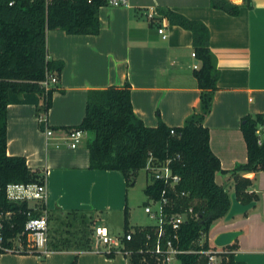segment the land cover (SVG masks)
Returning <instances> with one entry per match:
<instances>
[{
	"label": "crops",
	"instance_id": "obj_1",
	"mask_svg": "<svg viewBox=\"0 0 264 264\" xmlns=\"http://www.w3.org/2000/svg\"><path fill=\"white\" fill-rule=\"evenodd\" d=\"M250 3V8L242 6L238 15L231 16L210 7L209 0H128L125 6L98 8L96 34L46 30V57L62 64L45 115L51 135L46 137L38 128L35 105L14 103L5 108V153L23 156L27 167L41 175L43 213L76 210L93 215L94 223L101 221L100 211L122 212L126 206L130 225L129 189L121 173L88 168L86 144L92 135L84 131L72 149L64 135L66 128L80 122L87 91L120 86L124 81L129 84L132 112L145 126H155L158 120L168 127L179 126L197 110L190 33L169 24L159 12L165 8L207 27L218 70L210 109L203 119L209 148L222 170L245 161L240 120L247 114L264 113V0ZM242 175L251 181L248 191L257 196L254 206L228 221L214 220L222 223L209 229L208 239L210 233L239 230L236 249L231 251L234 264H264V172ZM214 181L228 194L233 192L228 172H215ZM95 227H103L108 234L106 226ZM92 245L91 236L90 250L85 251L3 252L0 264H69L74 255L76 264H127L120 253L106 257L93 251Z\"/></svg>",
	"mask_w": 264,
	"mask_h": 264
},
{
	"label": "trees",
	"instance_id": "obj_2",
	"mask_svg": "<svg viewBox=\"0 0 264 264\" xmlns=\"http://www.w3.org/2000/svg\"><path fill=\"white\" fill-rule=\"evenodd\" d=\"M103 5L102 0H0V212L8 213L2 220L0 246L3 248H11L16 238L20 245L18 253L40 254L27 247L23 224L27 213L38 216L45 211L42 201L30 206L25 200L12 201L5 196L7 184L41 182V175L27 167L23 156L5 153V108L14 103L35 105L37 126L43 130L53 88L44 90L41 82L46 73H57L62 65L60 61L46 57L45 32L59 29L71 35L96 34L97 11ZM209 5L231 16L238 15L242 6L251 7L250 0H241L240 3L209 0ZM159 12L169 24L190 33L191 52L197 62V67L192 69L198 89L197 110L186 116L179 126L168 127L159 120L155 126H145L132 112L129 84L124 81L120 86L109 85L87 91L83 116L74 127L92 134L86 144L88 168L119 171L125 186L139 169L144 168L148 157L151 163L166 164L178 177V182L173 188L175 193L168 190L172 204L163 212L169 214L191 209L180 224L176 232L178 239L173 244L181 249L205 250L212 246L208 239L212 222L223 218L229 207L228 193L215 183V172L229 173L233 192L240 203L257 199L256 194L248 191L250 179L242 174L264 172V131L259 143L255 134L256 127L264 124V113L247 114L241 118L239 131L245 146V161L228 171L222 170L209 148L208 129L203 125L218 77L216 59L209 49L207 27L200 20L189 19L168 8ZM41 117L43 120L39 119ZM164 187L161 181L151 180L144 185L143 193L145 197L156 198ZM180 192L184 195H178ZM45 215L47 225L52 223L47 227L48 251L90 250L88 234H92L94 228L89 229L92 220L85 213L76 210L61 213L54 209ZM127 217L124 206L120 240L122 248L130 251L125 256L127 264H151L144 250L151 248L155 240V226H131ZM77 227L82 230L76 235L70 234V229ZM77 233L80 234L77 236ZM171 233L166 226L165 234L170 236ZM126 235L128 239H125ZM222 249L226 252L220 264H234L231 251L236 249V241L222 246ZM3 252L0 248V253ZM113 253L109 250L104 255L111 257ZM177 259L178 264H206L205 256L194 252L179 254ZM69 264H76V255Z\"/></svg>",
	"mask_w": 264,
	"mask_h": 264
},
{
	"label": "built area",
	"instance_id": "obj_3",
	"mask_svg": "<svg viewBox=\"0 0 264 264\" xmlns=\"http://www.w3.org/2000/svg\"><path fill=\"white\" fill-rule=\"evenodd\" d=\"M128 0H102L103 4L106 6H125L127 5ZM233 1V0H231ZM150 17L151 15L148 14ZM158 33L161 34V37L164 38L162 34V30L158 29ZM192 57H194L193 52L190 53ZM197 67V62L195 61L192 64V68L195 69ZM56 83V73L49 72L46 73L45 79L41 82V85L44 90L52 87ZM264 118V115H263ZM43 120V117L39 118ZM264 131V124H259L255 129V134L257 136V142L259 143L262 137V133ZM43 132L46 137L51 135L52 130L45 125L43 128ZM83 130L77 127H70L66 130L64 139L66 141V145L69 148H75L80 142L83 136ZM145 172V180L146 182H150L151 180L161 181L165 186L160 190L158 196L156 198L147 197L146 196V204L143 206V211L151 218L155 219V223L152 224L155 226V240L151 246V248H147L144 250L146 254H148L151 264H172L173 262H178L177 255L182 253L194 252L198 254H202L206 258V264H220V260L222 255L226 252L222 247L214 246L211 242V247L205 250H189V249H181L174 245L173 241H177V230L182 222L185 221L187 214L191 211L190 208L185 209L184 211L174 212V213H165L163 209L168 207L171 203L172 196L168 193V190L175 193L173 190L174 185L178 182V177L171 173L170 169L166 166V164H156L150 162V157L146 160V163L143 168ZM146 184V183H145ZM5 196L8 200L12 201H30V202H39L44 198V186L41 183H28V184H20V183H11L7 184L4 189ZM178 195H184L183 192H180ZM150 205L153 206L150 207ZM34 210L35 208L32 207ZM8 215V213L0 212V245L2 242L1 235V227L2 220ZM166 226L170 228L172 231L170 236L165 234ZM46 230H47V222L45 214L42 212L38 216H32L30 213H27V218L23 224V231L25 233L27 247L34 248L35 250H39L42 254L47 253V249L45 247L46 242ZM128 235L125 236V239H128ZM93 239V251L95 252H107L109 250H113L114 253H120L121 255L128 256L130 251L122 248V241L120 237L112 238L109 237L107 232L103 227H95L94 233L92 236ZM101 247V248H100ZM4 252H17L19 251V247L14 248H3ZM141 252L142 250H138ZM144 259V258H143Z\"/></svg>",
	"mask_w": 264,
	"mask_h": 264
},
{
	"label": "rangeland",
	"instance_id": "obj_4",
	"mask_svg": "<svg viewBox=\"0 0 264 264\" xmlns=\"http://www.w3.org/2000/svg\"><path fill=\"white\" fill-rule=\"evenodd\" d=\"M87 136H91L92 134L87 132ZM146 183L145 180V172L143 169H139L136 173V175L134 176V178L130 179V182L128 183L127 187H128V206H129V210H130V214H131V219H130V225H150V224H154L155 223V219L151 218L149 216V214L145 213L143 211V206L144 204H146L147 200L146 197L143 193V187ZM28 204L31 205L32 203L30 201H28ZM150 207L153 208L152 205H150ZM99 213V211H98ZM45 214V213H44ZM46 217V215H45ZM88 219L93 218V215L91 216L90 214L87 215ZM99 217L101 218V221H95L92 224H89V229L92 231L93 228L95 226H100V225H104L107 228L108 231V236L112 237V238H118L121 236L122 234V212L120 211H114V212H101L100 211V215ZM222 223V221L218 220V221H213L211 224V229L216 228L218 225H220ZM52 223L48 222V226H50ZM88 227V226H87ZM212 229V230H213ZM82 230V227H77L76 229H70V234L75 233L74 235H76V232H79ZM94 233V232H93ZM92 234H88L89 239L91 241V236H93ZM80 233H77V236ZM46 238H47V230H46ZM213 238V234L210 233L209 236V240H212ZM71 239L73 240V237H71ZM12 243H16L17 246L19 247V243L17 241V239L15 238L13 240ZM172 264H178V262H173Z\"/></svg>",
	"mask_w": 264,
	"mask_h": 264
},
{
	"label": "water",
	"instance_id": "obj_5",
	"mask_svg": "<svg viewBox=\"0 0 264 264\" xmlns=\"http://www.w3.org/2000/svg\"><path fill=\"white\" fill-rule=\"evenodd\" d=\"M229 196V207L223 216V221L230 220L235 215H240L245 213L247 210L251 209L255 202L250 201L246 204L240 203L236 197L234 192H230ZM240 234L239 230H226L216 233L212 238V244L217 247L225 246L235 240V238Z\"/></svg>",
	"mask_w": 264,
	"mask_h": 264
}]
</instances>
